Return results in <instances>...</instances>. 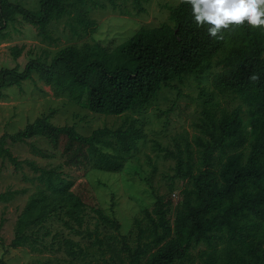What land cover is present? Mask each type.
Returning a JSON list of instances; mask_svg holds the SVG:
<instances>
[{
	"label": "trees",
	"instance_id": "1",
	"mask_svg": "<svg viewBox=\"0 0 264 264\" xmlns=\"http://www.w3.org/2000/svg\"><path fill=\"white\" fill-rule=\"evenodd\" d=\"M108 1L118 7L123 0ZM132 1L138 11L146 10V0ZM88 3L97 0H40L35 11L19 1L0 0V36H7L10 23L21 16L36 26L43 38L53 41L50 24ZM80 20L86 29L96 23L84 16ZM170 20L140 28L120 46L118 64L107 47L86 43L61 48L50 62L36 57L23 70L2 68L0 95L5 88L21 85L38 74L55 89L69 90L76 100L87 94L94 112L122 115L148 104L172 81L210 68L217 58L222 69L214 76V86L244 99L250 107L248 123L240 116V108L221 114L204 111L202 133L195 139L197 149L188 142L168 151L177 161L176 175L188 179L191 186L184 189L174 219L168 214L172 198H159L153 209L145 208L144 219H135L136 246L120 234V220L91 204L88 193L77 191L75 181L63 170L26 161L39 172L45 186L32 194L19 213L12 247L35 245L40 237L31 228L64 213L69 216L66 225L94 238V245L104 250L99 226L85 227V215L91 207L97 224L117 232L110 237L115 235L127 253L124 264H176L202 242L209 244V249L201 251L205 264H264V29L245 24L223 31V40L212 38L207 26L194 23L190 5L182 2L170 8ZM22 50L13 47L15 57ZM253 73L259 75L256 82L249 80ZM51 118L52 113L40 116L24 129L0 137V153L15 169L23 167L25 161L8 144H29L43 136L53 150L61 151L62 166L80 174L93 169L119 172L143 136L132 126L103 127L85 135L75 125H57ZM13 193H0V202L10 200ZM222 241L225 245L215 248ZM68 244L73 245L71 241ZM0 264H6L4 257L0 256Z\"/></svg>",
	"mask_w": 264,
	"mask_h": 264
},
{
	"label": "rangeland",
	"instance_id": "2",
	"mask_svg": "<svg viewBox=\"0 0 264 264\" xmlns=\"http://www.w3.org/2000/svg\"><path fill=\"white\" fill-rule=\"evenodd\" d=\"M14 1L35 11L40 8V0ZM180 2L146 0V10L140 12L132 0L120 1L118 7L108 0H97V3H88L72 14L53 21L49 26L55 37L53 41L43 38L36 26L18 16L10 23L7 36H0V72L2 68L23 70L31 58L40 57L50 62L61 48L86 43L107 47L113 55L114 64H118L121 62L120 46L142 27L171 22L170 8ZM82 16L96 23L86 29L80 20ZM15 46L23 48L18 57L13 54ZM221 69L215 58L210 68L172 81L148 104L122 115L94 112L89 107L87 94L76 100L69 90L55 89L38 74L21 85L5 88L0 95V137L4 133H16L29 122L50 113L54 124L75 125L85 135L98 128L130 126L143 133L138 147L128 155L125 167L119 172L93 169L80 174L62 166L61 151L53 150L43 136H38L29 144L9 143L12 152L25 162L23 167L15 169L14 164L0 153V193L14 192L10 200L0 202V256L4 257L6 264H124L127 259V253L115 237L117 232L103 223L97 224L91 207L85 215V227L94 229L99 226L101 236H104V250L94 245V238L79 234L66 225L65 220L69 216L64 213L31 228L30 231L40 237L35 245L12 247L19 213L32 194L45 186L39 180V172L26 162L28 160L63 170L69 179L75 181L77 191L88 193L91 204L104 208L120 220V234L127 235L133 246L138 243L135 219H144L145 208L153 209L159 198L174 200L168 208L169 216L174 219L177 203L182 199L184 189L191 184L188 179L176 175L177 161L168 155V151L178 149L177 144L184 147L188 142L197 149L195 139L202 133L200 124L206 109L221 114L224 110L232 112L240 108V116L245 123L250 117V107L240 95L220 92L214 86V76ZM112 234L115 235L110 237ZM68 241L73 245H69ZM224 245L222 241L215 248L220 249ZM206 249H209V244L202 242L190 251L184 261L176 264H205L201 251ZM219 260L222 258L219 257Z\"/></svg>",
	"mask_w": 264,
	"mask_h": 264
},
{
	"label": "clouds",
	"instance_id": "3",
	"mask_svg": "<svg viewBox=\"0 0 264 264\" xmlns=\"http://www.w3.org/2000/svg\"><path fill=\"white\" fill-rule=\"evenodd\" d=\"M191 7L194 23L207 26V34L223 40L221 33L232 27L247 24L250 28L264 29V0H181ZM249 80L256 82L259 75L253 73Z\"/></svg>",
	"mask_w": 264,
	"mask_h": 264
}]
</instances>
